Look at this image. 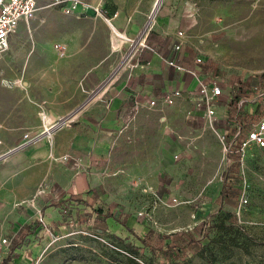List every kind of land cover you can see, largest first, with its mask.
I'll list each match as a JSON object with an SVG mask.
<instances>
[{
	"label": "rangeland",
	"instance_id": "374dc122",
	"mask_svg": "<svg viewBox=\"0 0 264 264\" xmlns=\"http://www.w3.org/2000/svg\"><path fill=\"white\" fill-rule=\"evenodd\" d=\"M51 1L38 0L0 59V153L7 151L0 160L47 144L55 163L78 162L72 171L86 174L88 202L68 200L55 210V227L19 254V264H128L130 255L115 249L126 243L137 247L140 264H264V149L242 155L236 145L264 115V0H162L156 11L157 0H93L110 11L111 23L65 15ZM180 10L193 18L187 43L251 112L243 104L226 110L217 133L188 117L185 105L144 103L138 113L130 106L111 136L93 135L84 115L102 125L108 91L128 75L126 65L143 50L138 42L150 43L160 15ZM71 114L43 135L44 124ZM26 133L40 139L26 143ZM35 196L27 205L36 210ZM93 206L103 212L97 224ZM41 216L38 208L25 223L30 235Z\"/></svg>",
	"mask_w": 264,
	"mask_h": 264
},
{
	"label": "crops",
	"instance_id": "0c3cea01",
	"mask_svg": "<svg viewBox=\"0 0 264 264\" xmlns=\"http://www.w3.org/2000/svg\"><path fill=\"white\" fill-rule=\"evenodd\" d=\"M87 1L98 3L93 0ZM81 18L98 19L86 16H82ZM192 22L193 18H191V15H187V13L182 12V10H180V13L175 17H172L169 13H163L159 16L154 26L155 34L149 41L155 48V51L150 52L146 49L139 51L135 53L133 59L126 65L127 71L129 72H127L128 75L124 81L108 91V94L111 96V103L109 110L106 111V115L102 120V125L97 117L91 116V113L86 114L89 116L84 115V122L89 123L95 130V132L92 133L93 135L104 138H107L109 135L111 136V134L115 132L114 129L120 117L124 116V114L130 110V106H133L136 99H153L163 92L177 89L191 90L195 88L196 80L193 79V77L168 67L165 63L166 60L174 59L186 65L194 66L195 59L197 57H202L205 60V63L201 67L202 77H207L208 75L218 77L224 90L218 106L217 120L222 117L226 110L228 111L231 109L237 111V109H239L242 100H240L239 96L235 98V94L232 97L235 91L224 84L222 76L217 75L207 67L206 57L204 55L200 52H195L185 38L182 40V49L180 51L175 49V45L180 42V38L176 35L177 32L187 29ZM190 30H187L186 36ZM196 50L199 49L197 48ZM130 67L133 68L131 75ZM130 88L132 90L131 92ZM226 97L228 98L226 99ZM193 103L194 99L190 95L188 96V94H185L183 98L176 101L175 105H185L186 108L184 112L186 114L193 106ZM243 106L247 112H251V107L245 104H243ZM94 107L95 104L91 107V111H93ZM255 117L258 118L257 116ZM65 134L66 133L60 136L64 137L66 136ZM0 137L3 140V144L0 146L1 150L5 145V141L1 133ZM107 142L108 141H105L104 143ZM69 145L70 142H68V147ZM109 148H111V146ZM4 149H13V147L7 146ZM54 149H57V147ZM85 149L89 148L85 147ZM5 153H7V151L0 153V158L5 155ZM56 158L58 157L54 152H50L47 144H40L36 146L30 145L25 151L12 153L0 160V217L4 218L0 230V237H7L11 241L10 246L5 247L0 253L5 264H19V254L31 248L33 245H38V236L53 230L55 225L49 223L50 216L54 218L56 214L54 211L60 209L68 200L72 201L73 199H78L82 200L84 203L87 201L89 188L86 174L80 171L77 175L72 171L75 163L73 165H71V163H67V165L60 162L55 163L54 159ZM39 187L42 190L41 193L36 192L37 188L40 189ZM34 193L36 196L33 202L34 206H36V210L34 207L27 205V202H30V198ZM13 206H15V209H23L21 210L23 212L19 214L14 211L13 215L8 216L7 213L9 210L13 209ZM38 208L44 209L47 216L44 217V224L39 221L36 231L33 235H30L28 233L30 228L25 223L29 222L32 216H35ZM93 209L96 210L95 217L97 224L99 222L97 218H102L103 212L101 211L102 209H97L94 206ZM111 217V215H107L106 218ZM11 218H13L12 221ZM26 238L28 241L22 244L21 242Z\"/></svg>",
	"mask_w": 264,
	"mask_h": 264
},
{
	"label": "built area",
	"instance_id": "2783aa9c",
	"mask_svg": "<svg viewBox=\"0 0 264 264\" xmlns=\"http://www.w3.org/2000/svg\"><path fill=\"white\" fill-rule=\"evenodd\" d=\"M51 6L59 7L65 15L76 16L81 18L82 16L93 17V18H103L105 21L111 23L113 17L109 10L103 6L101 3H92L87 0H52ZM38 10V0H0V59L5 55V53L10 48V39L17 32L21 24L29 23ZM113 26V25H112ZM192 26L187 27V29L179 30L177 36L180 38V42L175 45V49L180 51L183 46L182 40L186 37L187 30H190ZM138 44L142 49H146L150 52H154L155 48L146 41V39H141ZM58 51L63 52L66 46L62 43L56 45ZM166 65L178 72L189 74L193 79L196 80V86L191 90H172L169 92H163L162 94L156 96L155 98H148L145 100L136 99L132 106V111L138 113L143 104L146 103L150 107H155L159 103H163L167 106H173L176 101L183 98L185 94L190 95L194 99L193 106L187 111V116L194 118L195 116L201 118L205 123L209 124L214 128V124L218 119V106L220 98L224 93L221 81L218 77L214 75H208L207 77H202V65L205 60L202 57H197L195 59V65L189 66L178 60H166ZM264 102V98H262ZM240 102L239 108L242 106ZM74 117L73 114L67 117L61 118L58 121L45 126L43 135L47 136L50 130L54 132L56 129L62 127L68 121ZM41 118L45 123L48 119L45 111L41 112ZM218 133V131L214 128ZM43 135L41 137H43ZM222 141H225V135H219ZM26 143H33L40 139V137L30 136L29 133L24 135ZM3 140L0 137V146H2ZM237 149L244 155L248 149L258 148L264 149V115L257 121L254 128L245 133L242 132L236 141ZM224 149H228L226 144H224ZM68 158L67 156L65 157ZM78 165V162H75ZM42 192V190H40ZM41 223L44 224V219L40 217ZM11 244L10 239L7 237H0V253L5 247H9ZM127 254V253H126Z\"/></svg>",
	"mask_w": 264,
	"mask_h": 264
},
{
	"label": "trees",
	"instance_id": "16d2710c",
	"mask_svg": "<svg viewBox=\"0 0 264 264\" xmlns=\"http://www.w3.org/2000/svg\"><path fill=\"white\" fill-rule=\"evenodd\" d=\"M129 230H131V229H129ZM118 240L123 242L121 239H118ZM124 248H126V249H123V248L121 249V247L115 246L116 250L122 251V252H126L128 255H130L128 264H140L135 258V255L138 253L137 247L135 245L131 244V243H126L124 245Z\"/></svg>",
	"mask_w": 264,
	"mask_h": 264
},
{
	"label": "bare ground",
	"instance_id": "6f19581e",
	"mask_svg": "<svg viewBox=\"0 0 264 264\" xmlns=\"http://www.w3.org/2000/svg\"><path fill=\"white\" fill-rule=\"evenodd\" d=\"M161 1H162V0H161ZM161 1L159 2V4L161 3ZM159 4H158L157 6H159ZM157 6L155 5V11H156V10H157V8H158ZM115 31H116V29H115ZM122 36H123V35H122ZM49 124H52V121H50V122L46 123V124H45V126H47V127H48V126H49ZM46 134H47V136H48V137H51V136L53 135V132L50 130V132H49V133H46Z\"/></svg>",
	"mask_w": 264,
	"mask_h": 264
},
{
	"label": "water",
	"instance_id": "95a60500",
	"mask_svg": "<svg viewBox=\"0 0 264 264\" xmlns=\"http://www.w3.org/2000/svg\"><path fill=\"white\" fill-rule=\"evenodd\" d=\"M160 1H161V0H157L156 6L159 4ZM88 101H89V100H88Z\"/></svg>",
	"mask_w": 264,
	"mask_h": 264
}]
</instances>
